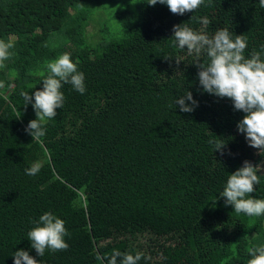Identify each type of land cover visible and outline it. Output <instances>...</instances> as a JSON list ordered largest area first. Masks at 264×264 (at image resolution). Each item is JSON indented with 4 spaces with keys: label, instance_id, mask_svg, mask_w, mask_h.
<instances>
[{
    "label": "trees",
    "instance_id": "16d2710c",
    "mask_svg": "<svg viewBox=\"0 0 264 264\" xmlns=\"http://www.w3.org/2000/svg\"><path fill=\"white\" fill-rule=\"evenodd\" d=\"M97 1L0 0V41L12 44L0 65V264H14L18 249L39 264H107L113 250L144 253L138 264H248L249 249L264 246V215L236 213L217 198L247 160L260 180L250 196L264 199V152L237 130L245 113L202 91L196 57L171 36L182 23L209 36L227 29L246 39L249 57L264 46V8L205 0L176 15L136 0L112 13L115 35L103 39L99 27L89 43ZM59 30L69 44L52 47ZM65 53L86 91L63 84V107L33 140L25 127L36 114L20 93L42 89L43 64ZM188 91L198 106L185 113L174 102ZM212 138L226 143L223 155ZM34 163L39 172L26 175ZM46 211L64 221L69 247L40 257L27 233ZM144 233L160 240L134 242Z\"/></svg>",
    "mask_w": 264,
    "mask_h": 264
},
{
    "label": "clouds",
    "instance_id": "9594fccd",
    "mask_svg": "<svg viewBox=\"0 0 264 264\" xmlns=\"http://www.w3.org/2000/svg\"><path fill=\"white\" fill-rule=\"evenodd\" d=\"M149 5L157 3L166 5L171 13L183 15L193 13L205 4V0H147ZM211 0H209V4ZM259 6L264 8V0H259ZM192 16L190 17V19ZM204 25L210 23L207 18H200ZM173 45L181 50L186 49L189 55H194V64L198 68V81L203 92L232 101L234 110L245 113L237 122V130L245 135L249 146L264 152V46L262 51H253L245 57L247 41L241 35H232L227 29L217 30L209 36L204 31H194L187 24L173 26ZM12 44L0 41V65L10 56ZM205 57L203 62L201 57ZM47 76L42 80V89L34 93L22 91L24 106L31 104L36 118L30 120L25 132L39 140L46 134L45 125L48 120L56 117L57 109L64 103L61 91L63 84H70L80 94L86 91L84 73L78 70L70 55L65 53L47 64ZM4 87L0 82V88ZM34 96V100H33ZM191 103H186L185 101ZM175 108L179 106L181 112L190 113L198 106L192 93L179 96L175 100ZM209 144L214 146V152L223 155L225 142L212 138ZM39 164H32L25 169V174L36 175L40 170ZM260 182L257 168L249 161L231 173L219 197L224 198L225 206L232 205L236 213H243L249 217L264 215V199L250 196L255 186ZM216 202V201H215ZM68 235L64 221L51 212H44L35 222V226L27 233L31 248L38 256L43 257L45 250L51 252L67 250L69 245L64 237ZM251 259L248 264H264V246L249 249ZM14 264H39L30 256L28 251L18 249L13 254ZM148 259L142 252L131 253L113 250L107 257V264H138L142 259Z\"/></svg>",
    "mask_w": 264,
    "mask_h": 264
},
{
    "label": "rangeland",
    "instance_id": "374dc122",
    "mask_svg": "<svg viewBox=\"0 0 264 264\" xmlns=\"http://www.w3.org/2000/svg\"><path fill=\"white\" fill-rule=\"evenodd\" d=\"M135 1L136 0H98L95 3V11L94 7H92L91 13H93V18L96 20H91L87 27H86V37L87 41L90 43V38L97 39L98 38V29L103 28V39H108L115 35V28L117 26L116 21L112 17V13L121 7L127 6L131 9H135ZM89 37H88V36ZM66 42V39L64 38L63 34L59 31H55L51 34V38L49 41V44L53 47L57 44L64 45ZM69 44L68 42H66ZM49 62L44 63L43 65L47 66ZM264 169V167L262 166ZM156 239L153 234L151 233H144L141 235H138L134 242H140L143 245L150 244L156 242Z\"/></svg>",
    "mask_w": 264,
    "mask_h": 264
}]
</instances>
